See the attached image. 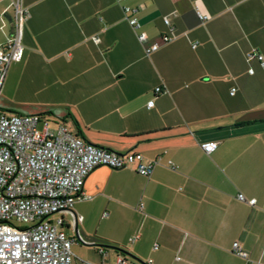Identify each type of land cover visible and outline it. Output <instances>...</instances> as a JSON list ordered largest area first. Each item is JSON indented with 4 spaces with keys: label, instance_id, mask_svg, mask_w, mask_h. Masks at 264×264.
Listing matches in <instances>:
<instances>
[{
    "label": "crops",
    "instance_id": "crops-1",
    "mask_svg": "<svg viewBox=\"0 0 264 264\" xmlns=\"http://www.w3.org/2000/svg\"><path fill=\"white\" fill-rule=\"evenodd\" d=\"M12 2L0 0L1 45ZM21 2L24 52L7 66L0 112L49 116L143 163L160 157L149 177L136 162L96 167L49 220L74 240V264H114L121 248L136 264H264V0Z\"/></svg>",
    "mask_w": 264,
    "mask_h": 264
},
{
    "label": "built area",
    "instance_id": "built-area-1",
    "mask_svg": "<svg viewBox=\"0 0 264 264\" xmlns=\"http://www.w3.org/2000/svg\"><path fill=\"white\" fill-rule=\"evenodd\" d=\"M12 8L11 34L0 44V90L7 66L22 58L23 27L30 15L21 0H13ZM123 11L139 43L147 41L134 15L136 10L124 7ZM198 18L206 20L200 13ZM163 22L170 25L167 18ZM172 40V35H163L165 43ZM158 47V44L151 45L145 50L146 55ZM257 57L262 60L261 55ZM154 92L159 94L162 90L157 86ZM233 92L234 89L230 93ZM152 105L153 100H149L147 107ZM217 145L218 142L211 140L202 143L200 148L210 154ZM159 158L143 163L141 153L117 154L99 148L70 133L61 121L46 115L0 112V264H74L71 249L74 240L46 218L73 208L86 178L96 167L107 166L114 170L136 162L135 172L149 177ZM167 165L170 169L177 168L170 160ZM236 198L250 206L256 204L255 198L247 200L240 192ZM22 223L25 226L20 225ZM232 251L246 258L238 242L233 243ZM150 262L147 260L146 264ZM114 264L136 263L120 252Z\"/></svg>",
    "mask_w": 264,
    "mask_h": 264
},
{
    "label": "rangeland",
    "instance_id": "rangeland-1",
    "mask_svg": "<svg viewBox=\"0 0 264 264\" xmlns=\"http://www.w3.org/2000/svg\"><path fill=\"white\" fill-rule=\"evenodd\" d=\"M55 214H56V213H54V214H53V213H52V214H50V215H49V216L46 218V220H51L52 218H55V217H54V216H55ZM20 225H22V226H23V225H24V223H22V224H20ZM24 226H25V225H24Z\"/></svg>",
    "mask_w": 264,
    "mask_h": 264
},
{
    "label": "water",
    "instance_id": "water-1",
    "mask_svg": "<svg viewBox=\"0 0 264 264\" xmlns=\"http://www.w3.org/2000/svg\"><path fill=\"white\" fill-rule=\"evenodd\" d=\"M8 18H9V20H12V17L9 15L8 16ZM87 143H89V144H92V143H90V142H87ZM92 145H95V144H92ZM96 146V145H95ZM114 152V151H113ZM115 153H117V154H124V153H119V152H115Z\"/></svg>",
    "mask_w": 264,
    "mask_h": 264
},
{
    "label": "trees",
    "instance_id": "trees-1",
    "mask_svg": "<svg viewBox=\"0 0 264 264\" xmlns=\"http://www.w3.org/2000/svg\"><path fill=\"white\" fill-rule=\"evenodd\" d=\"M120 251H121V253H123L124 255H125V250H124V248H121V249H119Z\"/></svg>",
    "mask_w": 264,
    "mask_h": 264
}]
</instances>
